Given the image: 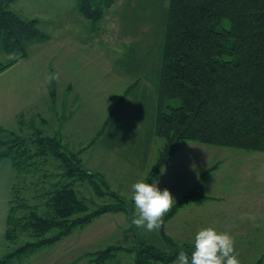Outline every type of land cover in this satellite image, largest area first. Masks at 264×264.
<instances>
[{
	"label": "rangeland",
	"instance_id": "374dc122",
	"mask_svg": "<svg viewBox=\"0 0 264 264\" xmlns=\"http://www.w3.org/2000/svg\"><path fill=\"white\" fill-rule=\"evenodd\" d=\"M167 5L168 0H115L93 25L78 10L76 0L8 3L23 19H37L39 29L49 37L29 40L27 55L9 66L8 82L2 87L13 90L6 95L1 89L0 103L7 99L27 111L19 121L11 119L7 106L4 128L25 137L38 128L47 135H60L68 150L78 152L83 167L97 174L74 183L88 210L118 200L126 209L104 213L52 244L13 257L10 264H134L143 243L190 256L195 234L207 227L234 238L240 264L258 259L264 264L262 151L180 142L153 183L161 191L167 188L175 201L192 188L208 198L187 201L174 219L169 218L168 231L164 224L165 234L175 244L160 231L146 232L131 224L135 213L131 185L146 181L164 143L154 133V123ZM12 58L0 51V66ZM52 75L57 79L49 80ZM37 161L36 169L19 173L9 167L8 157H0V189L1 182H11V198L20 197L44 213L47 191L65 179L58 160ZM26 212L21 209L16 214ZM223 226L232 230L224 231ZM32 237L28 230L18 229L0 255ZM108 247L114 248L111 254L98 260Z\"/></svg>",
	"mask_w": 264,
	"mask_h": 264
},
{
	"label": "trees",
	"instance_id": "16d2710c",
	"mask_svg": "<svg viewBox=\"0 0 264 264\" xmlns=\"http://www.w3.org/2000/svg\"><path fill=\"white\" fill-rule=\"evenodd\" d=\"M11 1L0 0V51L13 55L0 71L27 55L29 40L46 36L37 19H23L9 9ZM114 1L76 3L81 14L95 25ZM3 132L6 136L0 137V157H9L19 173L36 169L37 158L46 162L53 157L62 166L65 181L47 191L44 213L20 197L9 200L5 240H14L18 229L28 230L33 237L0 255V264H10L15 256L52 244L104 213L126 211L120 200L88 210L74 183L78 178L92 180L97 174L83 167L78 152L68 150L60 135L35 129L34 135L25 137L0 128V134ZM154 133L164 143L148 172L145 182L149 184L180 142L264 152V0H168ZM197 189H189L175 201L164 216V224L187 201L208 198ZM21 209L27 212L17 215ZM159 231L168 243L175 244L164 226ZM113 249L102 250L98 260L106 259ZM180 252L169 253L143 243L135 252L134 264H169Z\"/></svg>",
	"mask_w": 264,
	"mask_h": 264
},
{
	"label": "clouds",
	"instance_id": "9594fccd",
	"mask_svg": "<svg viewBox=\"0 0 264 264\" xmlns=\"http://www.w3.org/2000/svg\"><path fill=\"white\" fill-rule=\"evenodd\" d=\"M48 79H57V76L52 75ZM192 168L195 170V165ZM131 189L135 204L131 224L146 232L159 231L164 226V216L175 205V198L167 188L161 191L156 183L149 184L143 180L132 184ZM234 245L235 240L228 232L217 231L213 227L203 228L195 234L191 255L181 251L174 264H240Z\"/></svg>",
	"mask_w": 264,
	"mask_h": 264
},
{
	"label": "crops",
	"instance_id": "0c3cea01",
	"mask_svg": "<svg viewBox=\"0 0 264 264\" xmlns=\"http://www.w3.org/2000/svg\"><path fill=\"white\" fill-rule=\"evenodd\" d=\"M76 6H77V3H76ZM48 37H49V35L46 34V36L43 37V39L42 38H37V39H34V40L40 41V40H44L46 38L48 39ZM8 71H9V67L6 68V69H4V70H2V71H0V90L2 89L3 92H5L6 95L10 91L13 90V89H11L9 87H7V88L2 87V85L5 84V82H8V76L10 75L8 73ZM10 85H11V83H10ZM130 88H131V85L126 88V90L124 92V95L128 93V91H129ZM51 94H52V92H51ZM52 101H53V94H52ZM12 104H13L12 101H8L7 99L4 101V104L2 102L0 103V128H4V125L6 123V122L3 123L4 120H5V119H3V114L4 115L5 114L7 115V110H8L7 106L10 107L11 119L19 118V121H20L23 118V114L27 111V107L26 106H23L22 105L20 107H13ZM28 107H30L29 108L30 110L32 109V105L30 103L28 104ZM30 116L33 117V115L31 114V115H29L28 118H31ZM108 117H107V120H108ZM106 121H105V123H106ZM38 129H41V128H38ZM196 144H199V143H196ZM82 150H84V149H82ZM8 165L12 169H14L10 158H9ZM2 183H3V187L0 189V250H3L4 247H5L4 245L6 244V240L4 238V233H5V229H6V226H7V215H8V210H9V200L11 199V195H12L11 194V190L13 188V185H12L11 182L3 181V182H1V185H2ZM193 200H198V198L191 199L188 202L193 201ZM188 202H186V203H188ZM184 204H183V206H184ZM183 206L178 209V211L171 217L170 220L174 219V217H176V215H178L180 213V211L183 209ZM110 215H113V214H110ZM170 220L168 219L166 221V223H165V230H167V231H168V226H169L168 222ZM222 230L228 231V230H232V228H231V226H223L222 227Z\"/></svg>",
	"mask_w": 264,
	"mask_h": 264
}]
</instances>
